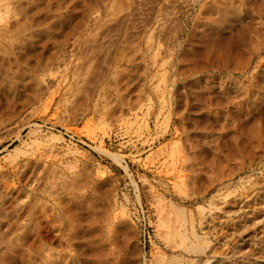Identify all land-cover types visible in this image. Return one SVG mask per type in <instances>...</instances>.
I'll use <instances>...</instances> for the list:
<instances>
[{
	"label": "rangeland",
	"instance_id": "374dc122",
	"mask_svg": "<svg viewBox=\"0 0 264 264\" xmlns=\"http://www.w3.org/2000/svg\"><path fill=\"white\" fill-rule=\"evenodd\" d=\"M0 264H264V0H0Z\"/></svg>",
	"mask_w": 264,
	"mask_h": 264
}]
</instances>
